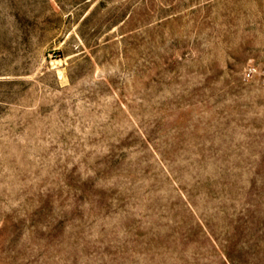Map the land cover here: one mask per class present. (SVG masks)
Masks as SVG:
<instances>
[{"label": "rangeland", "instance_id": "374dc122", "mask_svg": "<svg viewBox=\"0 0 264 264\" xmlns=\"http://www.w3.org/2000/svg\"><path fill=\"white\" fill-rule=\"evenodd\" d=\"M0 264H264V0H0Z\"/></svg>", "mask_w": 264, "mask_h": 264}, {"label": "built area", "instance_id": "2783aa9c", "mask_svg": "<svg viewBox=\"0 0 264 264\" xmlns=\"http://www.w3.org/2000/svg\"><path fill=\"white\" fill-rule=\"evenodd\" d=\"M246 77L247 78H249L250 77V73L248 72V73H246Z\"/></svg>", "mask_w": 264, "mask_h": 264}]
</instances>
